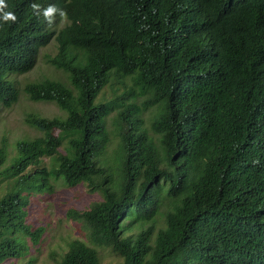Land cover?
<instances>
[{"label":"trees","instance_id":"trees-1","mask_svg":"<svg viewBox=\"0 0 264 264\" xmlns=\"http://www.w3.org/2000/svg\"><path fill=\"white\" fill-rule=\"evenodd\" d=\"M33 2L65 9L72 24L49 27ZM6 3L18 21L0 22V109L19 99L9 73L32 69L54 37L59 51L49 61L69 83L24 86L32 101L63 113H26L42 134L20 139L0 170V264L28 254L25 236L40 241L45 227L27 222L29 197L53 181L98 195L67 210L81 237L57 264H264V0H165L158 16L122 29L114 20L130 15L131 0ZM113 75L133 83L108 99ZM140 94L147 98L137 103ZM255 104L260 123L249 130ZM8 155L5 139L0 167ZM164 180L169 194L183 193L165 210L150 191ZM130 205L143 221L136 236L119 225ZM107 253L116 259L104 261Z\"/></svg>","mask_w":264,"mask_h":264},{"label":"rangeland","instance_id":"rangeland-1","mask_svg":"<svg viewBox=\"0 0 264 264\" xmlns=\"http://www.w3.org/2000/svg\"><path fill=\"white\" fill-rule=\"evenodd\" d=\"M57 49L58 45L55 40L48 46L43 47L36 67L26 74L15 76L18 87L22 89L29 81L41 80L47 77L65 79V73L63 71L46 63L47 57L54 55ZM132 83L133 78L131 76L120 77L113 75L111 83L105 87L107 90V98L114 99L115 95L122 89L121 84H126L127 87H131ZM146 98L147 95L140 94L136 102L142 103ZM30 111L40 112L42 115L49 117L63 113L56 103L32 101L23 91H21L18 102L11 107H2L0 110V147L4 140L7 139L9 155L7 162L0 167L1 172L6 166L12 163L15 156L17 157V142L20 139L42 134L41 131L25 122V115ZM54 132L57 134L58 130L55 129ZM42 161H45V164H42V166L46 165L51 167L50 158H45ZM38 162L39 160L37 159L31 165L36 166ZM4 177L5 175H0V181L5 179ZM71 190L72 188L65 186L63 183L53 181L50 190L46 192H33L30 195L31 209L29 210L27 222L34 226V228L43 226L45 227V231L38 243H35L31 237L25 236L29 249L28 254L18 260H7L3 264H20L28 259H33V264H57L63 250L67 248L68 241L75 237H81L80 228L72 219L67 217V210L75 206L87 207L92 201L98 200V195L90 192L84 186L76 188L73 192ZM150 191L154 197L158 196L163 210L166 209L165 204L177 203L183 196V193L176 195L169 194V182L167 180L154 182ZM139 211L134 205H130L127 208L119 223V225H122V235L136 236L141 230L143 226L141 222L143 221L140 218ZM161 222L162 219L158 218L156 225H159ZM148 226L147 222H145L144 228L148 229ZM113 259L116 258L110 256L109 253L104 257V261Z\"/></svg>","mask_w":264,"mask_h":264},{"label":"clouds","instance_id":"clouds-1","mask_svg":"<svg viewBox=\"0 0 264 264\" xmlns=\"http://www.w3.org/2000/svg\"><path fill=\"white\" fill-rule=\"evenodd\" d=\"M97 1H104V0H97ZM131 1L133 3V8H132L130 15L127 17L121 18L119 20H114V23L118 28L122 29L125 24L137 25L138 23H140L142 21L141 19L145 15L154 14V15L158 16L159 5L162 2H164L165 0H131ZM31 8L33 10L34 15L38 18L42 16L43 20L47 23V25L49 27H52L54 25V28L61 29L64 27H68L73 22L72 19L67 14L65 9H62V8H60L54 4H49L47 7H42L39 3L33 2L31 4ZM7 9H8V4L6 3V0H0V22L16 23L18 21L17 12L15 14V12L9 11ZM62 23H64V25H62ZM154 31L155 30L143 29V30L138 31V34H150V33H153ZM54 40L57 42V45H58L57 52L54 55H49L46 59V63L51 64L52 66L56 67L58 70H61L65 73V79H57V80H61V81H64L66 83H69L67 73L65 72V70L57 67L56 65H54L52 62L49 61V58L55 56L59 51V43H58L56 37H54L50 41V43ZM50 43H48L46 46H48ZM46 46L41 47L37 62L32 69L26 71L25 73H14V72L9 73L11 75V78L14 81L17 89H20V94H21V91L25 92L24 87L22 89L20 87H18L16 80H15V76L19 75V74H26V73L32 71L36 67V65L39 61L42 48L46 47ZM47 78H50V77H47ZM53 79H55V78H53ZM33 81H36V80H33ZM29 82H31V81H29ZM19 99H20V95H19ZM19 99L16 102H18ZM16 102H14L13 104H15ZM46 102H51V101H46ZM242 105H243L242 102H240V105L238 106L239 109L242 108ZM2 107H7V106H2ZM259 123H260V118L258 115V109H257L256 104H255L254 106L251 107V110H249L248 116L244 120V125L250 130ZM158 206H159V203H158Z\"/></svg>","mask_w":264,"mask_h":264}]
</instances>
